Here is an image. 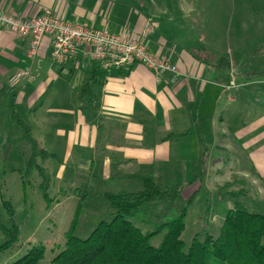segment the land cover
I'll list each match as a JSON object with an SVG mask.
<instances>
[{"label": "crops", "instance_id": "1", "mask_svg": "<svg viewBox=\"0 0 264 264\" xmlns=\"http://www.w3.org/2000/svg\"><path fill=\"white\" fill-rule=\"evenodd\" d=\"M142 1L150 3L0 0V12L16 18L35 17L49 8L65 21L141 39L153 55L167 58L177 71L158 78L136 65L105 75L99 85L89 80L91 67L81 68L80 58L65 66L51 64L50 38L44 37L32 52L29 37L0 30V102L12 98L6 118L21 127L25 141L27 132L49 155L38 164L56 159L57 178L66 196L84 195L85 200L91 197L107 203L105 194L115 193L108 188L140 191L144 179L159 184L169 171L174 174L172 184L160 187L182 188V202L195 188L203 187L200 173L206 171L220 176L235 173L224 179L222 199H230V192L247 195L248 186L260 190L259 183H264V70L234 67L233 59L222 63L207 51L208 35L201 24L177 23L174 14L164 19V10L155 14ZM37 61L38 78L11 87L10 77L19 70L34 72ZM66 77V106L48 110L42 145L15 107L25 98L32 111L38 97ZM33 119L35 125L43 121L36 111ZM232 150L237 164L230 158Z\"/></svg>", "mask_w": 264, "mask_h": 264}, {"label": "rangeland", "instance_id": "2", "mask_svg": "<svg viewBox=\"0 0 264 264\" xmlns=\"http://www.w3.org/2000/svg\"><path fill=\"white\" fill-rule=\"evenodd\" d=\"M143 2V1H142ZM144 3V2H143ZM151 3V4H150ZM151 10H164V19L174 14L177 23L201 24L208 35L207 51L215 55L221 62L234 61V67H244L246 70L260 68L264 70V0H150ZM186 24V26L188 27ZM69 77L58 80L50 85L42 96L38 97L35 109L28 108V100H18L15 111L20 118L32 129V136L44 144L45 118L50 117L48 110L66 106L64 96L69 92ZM264 88V87H262ZM70 94V93H69ZM8 98V97H7ZM11 99L0 102V225L5 229L14 224L18 228V241L8 250L0 251V264H10L21 258L29 249L35 246L44 247L43 259L38 264H54V257L63 249L65 235L70 231L77 238L84 239L96 228L99 222L108 221V204L100 201L87 200L79 202L75 195L66 196L61 190L55 167L56 159L48 161L43 167L48 168L52 184L47 190L49 202L40 190V178L34 171L25 177L26 162L31 156V145L23 138L20 126L12 121L8 109ZM9 116H5V112ZM42 118L40 124L35 125L33 115ZM6 118V121L4 119ZM230 158L237 164V154L232 150ZM216 171L200 173L203 187L195 195L191 207L187 211L185 228L181 240L187 249L196 236L202 241L205 236L217 238L220 227L235 200L221 198L224 179L233 176L217 175ZM173 172L164 173L158 186L172 184ZM67 177V176H65ZM147 177H151L148 173ZM237 178L233 177V180ZM170 180V181H169ZM232 180V181H233ZM233 181V182H234ZM180 182V180H179ZM188 182V181H187ZM260 190L248 186L247 195L239 201L249 213L264 216V183H259ZM67 189V185H62ZM117 187L107 189L118 192ZM86 189L81 191L85 192ZM138 190V189H137ZM137 190H135L137 192ZM82 193V192H81ZM12 206L13 215L9 217L5 205ZM175 210L182 206V200L175 201ZM178 208V209H176ZM164 210L163 207L159 209ZM167 212V211H166ZM138 227L145 231L140 223ZM161 236L153 238L151 245L157 247ZM5 237L0 230V245ZM264 243V236L262 239Z\"/></svg>", "mask_w": 264, "mask_h": 264}, {"label": "trees", "instance_id": "3", "mask_svg": "<svg viewBox=\"0 0 264 264\" xmlns=\"http://www.w3.org/2000/svg\"><path fill=\"white\" fill-rule=\"evenodd\" d=\"M88 71L89 80L99 85L105 75L118 72H106L98 65H92ZM25 139L30 143L32 153L26 162L24 176L37 173L41 180L40 190L49 202L47 190L51 180L48 172L38 164L49 155L27 132ZM182 190L173 186L160 187L147 178L140 191L106 193L110 219L99 222L84 239L69 231L63 249L53 259L54 264H264V216L246 210L239 201L241 191L229 193L235 203L228 211L218 237L205 236L200 241L195 236L186 249L181 235L187 211L200 189L195 188L181 208L175 210V201L180 199ZM84 199V195L79 196L80 203ZM162 207L164 210L160 211ZM5 209L11 217L12 206L7 203ZM137 222L146 230L142 231ZM0 230L5 237V242L0 245L3 252L18 241V228L15 224L9 229L0 225ZM158 236H161L160 243L153 247L151 241ZM44 251L43 246H35L10 264H38Z\"/></svg>", "mask_w": 264, "mask_h": 264}, {"label": "built area", "instance_id": "4", "mask_svg": "<svg viewBox=\"0 0 264 264\" xmlns=\"http://www.w3.org/2000/svg\"><path fill=\"white\" fill-rule=\"evenodd\" d=\"M0 30L20 38L29 37L32 52L44 37L50 38L51 64L65 66L80 58L81 68L98 65L106 72L129 69L136 65L153 71L158 78L166 72H177L170 60L153 55L141 39L65 21L49 8L30 18H16L0 12ZM39 64L40 61H37L34 72L19 70L12 75L9 79L11 87L38 78Z\"/></svg>", "mask_w": 264, "mask_h": 264}]
</instances>
